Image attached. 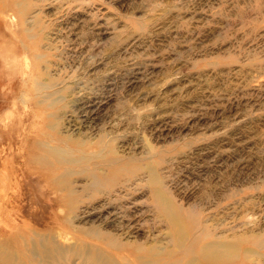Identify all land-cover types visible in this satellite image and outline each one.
Segmentation results:
<instances>
[{"label":"rangeland","instance_id":"rangeland-1","mask_svg":"<svg viewBox=\"0 0 264 264\" xmlns=\"http://www.w3.org/2000/svg\"><path fill=\"white\" fill-rule=\"evenodd\" d=\"M34 80L64 81L75 95L67 101H92L82 132L93 141L115 137V155L124 159L103 166L113 155L99 156V146L80 153L62 142L48 124L67 110L75 118L74 104L37 103ZM11 112L15 133L0 131V164L8 143L18 147L29 133L33 164L71 168L78 186L90 183V172L141 167L126 206L100 212L125 217L129 241L158 238L172 247L152 205L153 169L199 244L221 235L239 245L222 264H264V0H0L1 127ZM41 144L87 160L59 164ZM28 172L20 177L23 216L6 210L3 225L63 230L54 192ZM182 259L178 250L163 261Z\"/></svg>","mask_w":264,"mask_h":264},{"label":"bare ground","instance_id":"bare-ground-1","mask_svg":"<svg viewBox=\"0 0 264 264\" xmlns=\"http://www.w3.org/2000/svg\"><path fill=\"white\" fill-rule=\"evenodd\" d=\"M60 84L58 87L50 82L35 81V91L40 93L37 103H47L48 106L62 104L63 108L70 107V103L74 104L72 108L77 115L75 118L68 116V110L65 113H57L56 119L50 122L53 124H48L49 128L56 131L57 137L62 142L69 146L73 145L80 153L95 144L101 148L97 153L99 156H103L104 153L113 155L111 160L104 161L103 166L111 167L113 160H123L121 155L119 157L115 155L118 153L115 137L102 134L93 141L87 133L82 132L84 121L80 119L93 114L92 101L79 100L80 98L67 101L68 97L74 95V91L71 87H67L64 81ZM78 84L80 83L76 85ZM54 87H57L56 90L46 92ZM70 90L73 92L66 97L65 94ZM2 120L4 122V119H1L0 123ZM6 120L4 127L0 124V131L14 136V112L7 115ZM105 138L108 140L106 141ZM32 140L28 133L20 146H14L11 141L4 148L7 157L0 164V264H222L238 256L239 245L221 235H215L213 240L201 241L199 244V240L195 235L190 234L189 227L184 224L178 207L165 193L162 179L153 169H150L154 172L151 173L148 181L152 205L157 210V219L164 222L170 230L172 247L169 244L163 245L158 238L152 239L150 243L141 244L125 239L123 236L128 233L125 229V217L116 214L114 220H110L101 214V210L116 202L125 203L123 207L126 206L132 195L131 188L137 184L134 175L142 168L132 170L122 166L113 173L107 169H104L103 173L90 172L85 176L86 181L90 183L78 186V179L70 178L73 173L71 168H67L65 173H58L51 172L41 164L34 165L33 158L31 159L34 150L31 146L35 140ZM40 149H44L51 156H58L60 160L56 162L62 165L81 166L85 159L87 160L85 155L66 158L67 152L49 144H41ZM28 170L39 174V177L46 182V189L54 192V198L59 201L62 212L64 211V215L60 219L57 218L59 220L57 224H61L63 230H40L28 221H22V224L16 228L14 225H3L6 210L19 212V216H23L20 205L22 201L20 177L29 173ZM84 171L86 172V169ZM88 186L93 191H87ZM91 211H99L100 214L92 215ZM108 223L110 227L115 228L113 229L115 233L107 228ZM65 224L69 225L72 231L68 230ZM209 234H212L211 231ZM129 246L135 248V251L128 252ZM178 250L184 255V259L172 263L163 261V258H171L178 254ZM249 253H252V250H245L244 256Z\"/></svg>","mask_w":264,"mask_h":264}]
</instances>
